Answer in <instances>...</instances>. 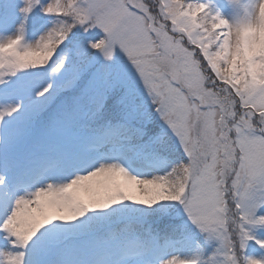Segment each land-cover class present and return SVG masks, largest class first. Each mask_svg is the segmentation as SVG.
Masks as SVG:
<instances>
[{"label":"snow or ice","instance_id":"snow-or-ice-1","mask_svg":"<svg viewBox=\"0 0 264 264\" xmlns=\"http://www.w3.org/2000/svg\"><path fill=\"white\" fill-rule=\"evenodd\" d=\"M0 264H264V0H0Z\"/></svg>","mask_w":264,"mask_h":264}]
</instances>
